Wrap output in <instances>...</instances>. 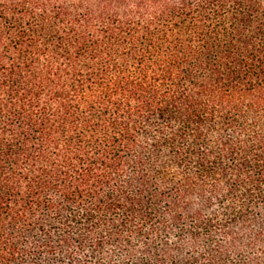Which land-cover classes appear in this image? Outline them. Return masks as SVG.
Returning <instances> with one entry per match:
<instances>
[{"label": "trees", "instance_id": "obj_1", "mask_svg": "<svg viewBox=\"0 0 264 264\" xmlns=\"http://www.w3.org/2000/svg\"><path fill=\"white\" fill-rule=\"evenodd\" d=\"M0 264H264V0H0Z\"/></svg>", "mask_w": 264, "mask_h": 264}]
</instances>
